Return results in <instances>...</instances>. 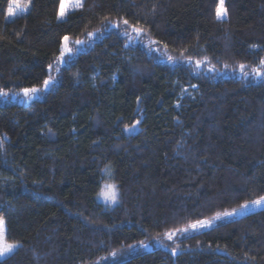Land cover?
Here are the masks:
<instances>
[{
  "label": "trees",
  "instance_id": "1",
  "mask_svg": "<svg viewBox=\"0 0 264 264\" xmlns=\"http://www.w3.org/2000/svg\"><path fill=\"white\" fill-rule=\"evenodd\" d=\"M60 3L6 19L0 0V90L52 78L0 96V218L19 244L0 264H264V207L164 235L264 195V0H224L223 20L219 0H66L57 19Z\"/></svg>",
  "mask_w": 264,
  "mask_h": 264
},
{
  "label": "snow or ice",
  "instance_id": "2",
  "mask_svg": "<svg viewBox=\"0 0 264 264\" xmlns=\"http://www.w3.org/2000/svg\"><path fill=\"white\" fill-rule=\"evenodd\" d=\"M13 4H15L16 10H13V8L10 6L7 12V16L5 17L6 19L9 17H15L18 15V13H22L24 10H27L29 8V5L31 3V0H11ZM75 6L76 8L83 7L82 0H75ZM70 10H74L71 8L70 4L66 3V0H61L60 3V10L58 12L57 19H63ZM228 15L226 8L224 7V0H220L219 5L217 6L216 9V19L217 20H223L226 18ZM122 23L124 25H128V20H123ZM120 24L119 23H113L111 21L105 23L103 25L104 31H107L109 28H119ZM132 32L135 33V36L131 35V33L127 30L123 31L120 33L123 36H126L128 38V43H136L141 40V34L144 32V30L141 27L137 26H131ZM97 32H100V29L96 30ZM93 33L89 32L88 36L89 38L93 37ZM64 43L61 44V49H60V55L57 57V65L65 63L66 62V54H71L73 52V49L68 46V40L69 37L65 36L63 38ZM75 43L77 45H83L86 42L83 40H76ZM155 43V42H153ZM251 47L256 48L258 45H252ZM189 63L192 62L191 57L186 58ZM169 62H174L173 57L169 56L168 57ZM202 63H207V58H204V60H197L195 61V66L196 68H199ZM227 68L228 65H225ZM49 68H52V65H49ZM239 68L241 70V74L245 77L250 75L249 72L245 70L246 66L244 64H240ZM57 70H59V67H57ZM215 66H212L208 69V71H214ZM252 72L256 77H264V58H261L259 60V64L257 67L253 68ZM51 79L45 80L44 81V89H46L49 84L51 83ZM192 87H196V85H192ZM44 89H39V88H25L23 89V94L26 99H31L34 94L37 92H40ZM8 93L0 90V96H7ZM139 99V98H137ZM136 124H139V121L136 122ZM136 124H133L131 126H125L124 131L128 132L131 131L133 128L136 127ZM104 189L100 195L103 196V198L108 202V203H116L118 201V189L115 184L108 183L105 184ZM264 206V195L259 196L256 199L252 200H246L243 204H240L238 208H233L231 211H223V212H216L214 216H212L210 219H204V220H197L194 223H190L187 225V227L184 228H179L176 229L172 232H165L164 235L168 240H172L177 233H187L190 229L191 230H199L201 228H207L210 227L214 221L222 220L225 217H232L234 215H237L243 211H246L249 208L252 207H262ZM142 246L146 247L147 245H144L142 243ZM19 247V244L17 242L9 243L7 239V234H6V228H5V221L3 218H0V257L6 256L9 253H12L14 249ZM173 252L175 253V249H173Z\"/></svg>",
  "mask_w": 264,
  "mask_h": 264
},
{
  "label": "rangeland",
  "instance_id": "3",
  "mask_svg": "<svg viewBox=\"0 0 264 264\" xmlns=\"http://www.w3.org/2000/svg\"><path fill=\"white\" fill-rule=\"evenodd\" d=\"M219 2H220V0H219ZM70 42H71V40L69 39L68 40V46L70 47ZM63 43H64V40H63ZM47 80H49V79H47ZM51 83H52V80H51ZM50 83V84H51ZM50 84H49V86H50ZM48 86V87H49ZM47 87V88H48ZM35 88H39V89H44V85L42 86V87H35ZM46 88V89H47ZM39 94H40V92H37L36 94H34L33 95V97L31 98V99H33V98H35V97H37V96H39ZM4 99H7V98H10V99H12V100H19L20 102H23V101H29V100H31V99H26L25 97H24V94H23V90L21 91V92H18V93H8V95L7 96H2ZM135 129V128H134ZM109 174H107V176H106V180L104 181V185H103V189H102V191L103 190H105L104 189V186H105V184H108V183H112L110 180H109V176H108ZM113 184V183H112ZM101 191V192H102ZM99 199L103 202V203H105V204H113V203H108L104 198H103V196L102 195H100L99 196ZM264 206H262V207H252V208H249V209H247L246 211H243V212H241V213H239V214H237V215H234V216H232V217H225V218H223L222 220H224V219H229V218H233V217H238V216H241V215H243V214H246V213H249V212H251V211H255V210H258V209H260V208H263ZM210 219V218H209ZM201 220H204V219H201ZM218 221H220V220H218ZM218 221H214L213 222V224L211 225V226H213L216 222H218ZM194 223V222H193ZM210 226V227H211ZM187 227V226H186ZM210 227H207V228H210ZM207 228H201V229H199V230H204V229H207ZM199 230H189L187 233H177V235H175L174 237H173V239L174 238H176V237H178V236H181V235H184V234H188V233H191V232H195V231H199ZM144 245H147L145 248H147V249H149V248H151V245L149 244V243H144ZM139 246H142V244L141 245H139ZM142 247H144V246H142Z\"/></svg>",
  "mask_w": 264,
  "mask_h": 264
}]
</instances>
